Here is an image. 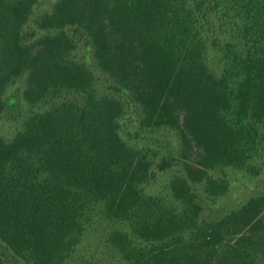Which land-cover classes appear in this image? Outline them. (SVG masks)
I'll use <instances>...</instances> for the list:
<instances>
[{"label":"trees","instance_id":"16d2710c","mask_svg":"<svg viewBox=\"0 0 264 264\" xmlns=\"http://www.w3.org/2000/svg\"><path fill=\"white\" fill-rule=\"evenodd\" d=\"M0 264H264V0H0Z\"/></svg>","mask_w":264,"mask_h":264}]
</instances>
